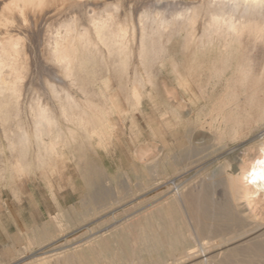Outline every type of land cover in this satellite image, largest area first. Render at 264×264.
I'll list each match as a JSON object with an SVG mask.
<instances>
[{
	"label": "rangeland",
	"instance_id": "374dc122",
	"mask_svg": "<svg viewBox=\"0 0 264 264\" xmlns=\"http://www.w3.org/2000/svg\"><path fill=\"white\" fill-rule=\"evenodd\" d=\"M182 45V43L173 42L169 44V47L171 49H180ZM185 56L187 55L181 51L171 52V54L169 53V55L162 59L164 63L162 66H159L161 65L159 63L158 65L155 63L148 67L149 71L144 67H138V70L133 67L135 71H133L134 69L129 70V76L131 77L127 75L129 77L128 80L131 78L130 82L127 80L131 85H128L127 78H124L127 77L125 76L126 74L122 73L124 74L122 75L120 73L119 76L124 77L120 78L121 76H118L119 78L114 79V76L116 78L118 73L113 75L112 72H109L110 69L100 68V73H88V91H91L89 89L92 88L94 89L92 91L100 92L103 81L106 82L109 79L112 81L114 79L113 81L115 82H111L113 85L108 84L110 85L109 93L116 95L118 98L115 99L114 97L112 99L113 103L112 101H108L106 104L108 107L104 105L106 100H102V102L104 101L103 105H101V101L99 103L92 100L91 105L94 108H102L104 106L101 109L104 116L93 118V122L98 123L99 127H95L97 130L95 129L96 132L94 134V131L90 133L92 135L89 134L91 131L83 133L77 127L74 128L73 123L68 122L65 118H61L62 116L59 115L60 112L58 113L59 107L58 103H56L57 101L50 97L51 95H44L46 99L44 102L46 103L47 101L49 107L51 105L55 106V108L51 106V109H58L54 112L52 110V119L54 115L55 117L58 116L53 121L56 123V126L59 123L55 130L58 129L56 130L58 133L62 131L60 133L63 135L57 145L55 156L45 158L47 160L45 164H41L38 158L39 153L43 152V148L39 147V142L35 140V135L34 137L30 136L33 133L30 130L32 128L29 129L32 126V124H29L32 118H30L27 109L30 104L29 101L32 96V91L34 90V93L38 90L40 92L43 90L42 88L39 89L40 83L38 85L27 84L25 86L26 89L25 87L23 88L26 90V98H30L28 100L25 99L23 91L24 106L20 104L22 101L21 97L18 107L21 106L20 108L22 109L23 107L26 108L22 111V115L20 116L22 118H17L16 123L19 124L20 122L25 130V127L29 126L26 131L30 132L29 137L32 140L28 137L29 132H27L26 136L29 139V143L28 147L24 146L26 151L24 148H22V151L18 147H12L14 151L10 148V142L15 135L17 137H14L13 142L19 140V133L16 134L14 132L15 135H12L14 133L7 131V134H11L8 136L5 134L6 130L2 131L0 129V168L3 170L2 174L0 169V174H2L0 175V264H64L62 258L69 252L71 260H73L70 264H138V262L139 264H160L162 262H165L164 264H173V260L180 256L184 250L191 248V250L193 249L192 251L199 253V246L200 249L203 246H218L212 250L214 251L212 255L218 253L228 254L233 250L241 248L244 251L245 245L247 244L242 245V243H247L256 238L257 233L255 234L254 231L256 226L263 224L261 226L263 228L258 235L264 232L263 192L259 193L258 196L254 195L252 198L246 199L238 195L236 189L232 187L230 180L231 175L240 172V164L235 160L236 156L240 160L243 158L242 160H247L248 162L256 158V156H259V143L264 141V127L257 129L237 141L223 140L217 143L218 140H215L217 133H214L212 131L213 129H210L209 121L215 116V113H212L215 111L212 110L225 97V94L231 92L230 89L227 90L228 92L225 91L228 89L227 87L231 88L233 84L230 83L233 78L232 69H225L223 71V73L225 72L224 74L213 71L215 75L210 70V62L214 57L207 55H199L197 57L187 56V59H190L188 61L184 58ZM136 61L133 60L134 64ZM190 62L196 69H194V73L190 72L189 68L192 66ZM110 71L115 70L111 69ZM136 71L137 74L134 77ZM103 72L107 74L105 75ZM209 72L211 73L209 74ZM108 73H112V76ZM189 73L191 74L189 75ZM136 77L138 79L140 78L141 80H139L143 83L136 84L140 87L137 88H139L138 90L142 94L139 104L134 102V99H131L133 92L131 89L136 87L134 83ZM133 78L134 80H132ZM119 79L121 81L118 82ZM59 80L57 82L59 83L58 87L62 84V80ZM124 81L126 82L124 83ZM119 83L122 85L121 87H119ZM227 83L231 85L229 84L230 86H228ZM116 84L118 85L117 87ZM66 85L63 81L62 86L65 87ZM206 85L208 86L206 87ZM27 86L30 88L35 87L30 89ZM67 86L69 89L67 91H71L70 93L77 100L84 97L83 92L79 88L78 90L77 87L71 88L72 86ZM196 86L200 91L196 89ZM225 86H227L226 89ZM27 88L29 91H27ZM27 93L28 95L30 94L29 97H27ZM124 93L127 94L124 95ZM222 93L224 95L223 98H221ZM122 95L123 97H120ZM126 95L128 98L125 97ZM212 96L216 97L214 98ZM51 98L56 101L54 102L56 104L52 103L53 100L52 102L50 101ZM121 98L127 99L126 101L124 99L122 101ZM217 99L219 100L215 105L214 101H217ZM111 103L113 106L110 105ZM212 105L215 106L212 107ZM209 110L214 114L213 117L209 113ZM118 111L121 115L117 114ZM106 112H110L109 115H105ZM207 113L208 115L206 116ZM202 116L205 117L206 122ZM96 118L102 119L97 120ZM10 121L5 120L6 123L8 122L7 124L4 123L5 126H9L11 124L9 123ZM203 126L204 128H202ZM67 127L72 130L77 129L78 135L74 134L76 132L71 135ZM104 127H107L106 130ZM58 133L57 135L61 137L60 133ZM68 134L69 137L67 136ZM57 135L56 133L55 135L52 134L54 137L44 135L43 139L48 143ZM74 135L79 137H75ZM7 137H11V141ZM249 151L251 154H248ZM18 161H21V166L16 168ZM60 165L63 167V172L61 171L62 167ZM204 180L208 185L209 183L211 184L209 187L206 185L202 190V187L205 186L202 185ZM177 185H180L184 191L186 188L184 192L186 198L191 197L193 199L197 196V199L195 197L196 201H193L194 203L197 201L203 203L201 197L203 198L204 196L206 201L210 200V203L213 201L211 205H207L209 202L203 199V211L198 213L201 219V213L204 216V210L206 212L211 210L207 212L209 215L205 212L206 218L203 217L201 219L202 223L205 219V224L214 225L212 231L208 232L209 234L207 232L202 234L199 232L200 234H197V229H193L195 226L192 227L195 224L197 226V221L193 220L195 221L193 222V218L189 219L190 217L186 216V206L180 205V208L176 206L173 211L168 208V202L173 196V192L175 193V186ZM189 186L191 188L188 190ZM190 190H193L192 195L189 193ZM205 191L208 199L206 198V194L201 195ZM187 194L191 196L188 195L187 197ZM191 198H188V201ZM213 203L214 205H212ZM159 205H164V214L167 217H171L182 224L184 238L186 239L184 243L179 245L178 249L171 250L166 255H163L162 262L156 259L157 257L150 256L146 251L136 250L139 247L143 249L147 246V244H143L142 241L138 240V237L143 232H146L147 228L142 230L143 232L140 229H132L123 233L122 235L128 238L126 242L119 241L116 243L109 241L102 243L103 240L109 239L115 227L123 226L125 222L130 224L137 221H144L145 217L156 212ZM208 206L211 209H208L210 208ZM213 206H216V208ZM212 209H215L214 212ZM227 209L232 212H228ZM225 211L226 213L222 214ZM215 213L216 217H214ZM93 215H95V218ZM183 216L187 218H183ZM212 217L213 219H211ZM219 222L221 224L224 223L223 227L220 224L217 226L218 228L219 226L222 227V232L221 229L218 230L215 224ZM192 229L195 233H193ZM240 230L241 232L245 230L244 232L247 233H241ZM191 232L192 235H190ZM224 232L227 233V236ZM218 234L220 235L218 236ZM232 235H236L235 238L230 237ZM191 236H194L195 239L191 240ZM220 236L224 237L222 238ZM236 237L238 238L236 239ZM231 238L232 240L230 241ZM199 239L200 241L203 239V242H197ZM98 240L102 242L97 244L96 241ZM226 240L229 242H226ZM88 248L91 250H88ZM73 253L74 255L76 254L75 258L77 259H74ZM176 253L177 256L175 255ZM122 254H124V258H121ZM244 255L245 253L242 256ZM59 257H61L60 261ZM244 257L241 258V263L238 262L235 264H244V262L245 264L264 263V257L262 256H250V258H247L248 260ZM201 259L196 258L195 260L194 258L181 264H197L198 261V264H200L202 262Z\"/></svg>",
	"mask_w": 264,
	"mask_h": 264
},
{
	"label": "bare ground",
	"instance_id": "6f19581e",
	"mask_svg": "<svg viewBox=\"0 0 264 264\" xmlns=\"http://www.w3.org/2000/svg\"><path fill=\"white\" fill-rule=\"evenodd\" d=\"M173 42L182 43L183 45L180 47V49H171L169 44ZM177 51H181L188 57H197L199 55L214 57L210 62V70L212 72L214 71L215 73H223V71L227 68L232 69V81L230 80L231 78L229 79L231 81L230 83H233L232 85L229 83L232 87L229 88L225 86V89L226 87L228 88L225 92H228L227 90L229 89L231 92L228 94L223 92L225 97L223 93L222 97L220 96L221 98L224 97L223 99L219 98L218 96V98L221 100L215 107L216 109L214 108V110H212L215 111L212 112L215 113L214 117V114H212L210 110V112L208 111L213 117L212 118L210 115L212 119H209V125L210 129H213L212 131L217 133V136L215 137V140H218L217 143L223 140L237 141L244 136L256 131L257 129L264 127V0H0V129H2V131L6 130L5 134H7V131L10 133L15 132L16 134H20L18 136L20 137L19 140L14 142L13 140L16 136L15 133L12 134L15 135L12 138V141L10 139L12 136L10 138L7 137L11 141L10 148L18 147L20 148V151H22L24 146L28 147L29 139L26 135L29 131L26 130L29 126L25 127V130L23 128L24 126L22 127L19 121V124H17L16 121L18 120L17 118H22L20 116L22 115L23 109L26 108L23 107V97L26 95V90L23 88L27 84L38 85L40 83V88H38H42L43 91L40 92L36 87L38 91L34 93V90L32 91L29 106L26 103L28 106V113L30 118H32V121L30 120L32 123H29L32 124V126H30L29 129L32 128L30 130H32L34 133H32V136V134L29 132L28 137L29 134L31 137H34L35 135V140H38L39 144L43 145L44 135L52 136V134L55 135L56 133L57 135L58 133V131L56 132L58 129L55 130V128L59 125V123L56 126V123L53 122L54 118H58V116L55 117L54 115V118L52 119L53 109L50 108L52 105L49 107V103L47 101L46 103L44 102V100H46L44 95H51L50 97L57 101H54L52 98L50 100L51 102L53 100L52 103H58V113L60 112L59 115L62 116L61 118H65V120L68 122L73 123L75 126L74 128L77 127V129L81 130L83 133L91 131L89 132L90 134L94 131V134L97 130L95 127L98 126V123H89L88 121L93 120L94 117L100 118L101 116H104L102 114L103 111H101L104 106L102 108H94L91 105L92 100L99 103H101L102 100H106V103L104 104L103 101L101 105H106L108 101H112L113 103L112 99L114 97L116 99L117 96L109 93V87L112 84L111 82H115L113 80L117 79L120 73H124L126 74L125 76H129V70L134 68H137L138 70V67H144L146 70H148V67L154 65L155 63L156 65L159 63L161 64L159 66H162L164 64L162 59L169 55V53L171 54V52ZM187 56L184 58L187 59ZM133 60H137L135 64ZM100 68L110 70L114 69L115 71L109 70V72H112L113 75L116 73L118 74L116 78L114 76L112 81L110 79V81L108 80L110 83L108 81H103L100 92L92 91L94 90L92 88L89 89L91 91H88L87 74L90 72L95 74L100 73ZM189 69L192 73H194L196 70L193 65ZM133 71H135V69ZM112 73H110L111 76ZM210 73L211 72H209V74ZM106 74L107 73H105V75ZM135 74H137V71L134 73V77ZM190 74L191 73H189V75ZM128 76H121L120 78H127V81L128 78L131 77ZM191 76L189 77L191 78ZM136 78L134 82L135 85H138L139 83L141 84V79L139 78V80ZM58 79L62 80L60 87H58ZM218 79L220 78L218 77ZM130 80L131 78L128 81L130 82ZM132 80H134V78ZM63 81L65 82V85L67 84L72 86L71 88H79L83 92L84 97L77 100V98H75L70 93L71 91H67L69 90L67 85V87L62 86ZM119 81H121V79H119L118 82ZM126 81H124V83ZM206 82L208 83V81ZM129 84L130 83H128V85ZM229 84L228 86H230ZM118 85L119 87L122 86L120 83ZM118 85L116 84V87ZM137 85L136 87H133L134 85L129 87H133V89H131L133 90L131 99H134V102L139 104L142 94L138 90L140 87ZM207 86L208 85H206V87ZM123 87H125V85H123ZM198 87L196 89L200 91V87ZM205 89L204 91H206ZM23 91L24 96H22ZM27 91H29L28 88ZM125 94L127 93H124V95ZM29 95L27 97H29ZM21 97L22 103L20 102V104L23 105V109L20 108L21 106L18 107V105H20L18 103ZM120 97H123V95ZM125 97H127V95ZM212 97L215 98L216 96ZM25 99H27L26 96ZM126 99L124 100L126 101ZM219 99L214 101L215 105ZM112 103L110 105H112ZM106 106L108 107V105ZM214 106L212 105V107ZM52 107L55 108V106ZM106 108L105 110H107ZM55 110H53V112ZM107 112L105 115H109L110 112ZM55 114L57 115L56 112ZM117 114H119V111ZM26 115L28 114L26 113ZM207 115L208 113L206 116ZM202 117L204 118L203 120H205V117ZM98 118L96 119H102ZM119 118L121 119V117ZM5 120H11L9 122L11 124H9V126L7 125L8 127L4 124L6 123ZM106 128L104 127L105 130ZM202 128H204V126ZM77 129H69V133L73 135V133L76 132L74 134L78 135ZM9 134L7 135L9 136ZM67 136L69 137V134ZM74 136L79 137L76 135ZM62 137L63 135H61V137L58 135L56 136L58 140H60ZM259 147V156L253 158L250 162L247 160H242L243 158L241 161L239 157L236 156L235 160L240 164V172L238 174H233L230 177L232 187L236 189L238 195L246 199L252 198L254 195L258 196L261 192L264 194V141L259 143ZM249 152L248 154H251V152ZM244 153L246 154V152ZM60 166L62 167V165ZM62 170L63 167L61 168V171ZM1 171L3 174L2 169ZM204 181L202 185L205 186L202 187V190L204 187H206V185H208L206 181L205 183ZM224 181L226 182V180ZM210 184L211 183H209V185ZM190 188L191 187L189 186L188 190ZM185 191L181 189L180 185L175 186V193L173 192V196L168 202V208L172 209L173 211L176 206L178 208H180V205H183L184 207L186 206V216L190 217L189 219L193 218L192 221H197V226L196 224L192 225V227L195 226L193 229H197V234L211 232L214 225L212 226L210 224H205V219L203 220V223L201 222L203 217L206 218V210H204V216H202L203 214L201 213V219L199 217L200 214H198L200 211H203V203L206 201V199L204 198L205 196L202 198L201 195H205L206 191L200 195L203 203L200 201L194 203L193 201H196L197 196H195L196 199L194 197L193 200L191 197H188L189 194H187V197L191 198L192 200L191 201L189 199L190 201H188V198H186L184 193ZM190 191L189 193L192 195L193 190L191 192ZM203 199L205 200L203 201ZM209 201L207 200L206 202ZM211 203L209 202L207 205H211ZM214 203L212 205H214ZM164 205H159L156 212L145 217L144 221H137L130 224L125 222L123 226L115 227V230L111 232L109 239H105L103 242L98 240L96 243H107L109 241H114L116 243L119 241L126 242L128 241V238L123 236V233L132 229H140L142 231L147 228V231H142V235L138 237V240L142 241L143 244H147V246L143 249L139 247L136 250L146 251L150 256L157 257L156 259L162 262L164 257L163 255H166L171 250L173 251L174 249H178L179 245L184 243L186 240L184 238L182 224L171 217H167L164 214ZM213 207L216 208V206ZM208 209H211V207ZM214 210L212 209L213 212ZM209 211L211 210H208L207 212ZM216 213L214 217H216ZM223 213H226V211L222 212V214ZM207 214L209 215V213ZM94 216L95 215H93V217ZM185 217L183 216V218ZM189 219L187 220L189 221ZM211 219H213V217ZM215 224L216 227L218 224H220V226L222 225L223 227L224 223L221 224L219 222ZM225 225H227V223H225ZM257 225L259 224L257 223ZM262 225L263 224L259 226L255 225L256 227L254 231L255 234L257 233V236H255L256 238L254 240L256 241L251 240L247 243H242V245L247 244L245 245L244 251L242 248L237 249L235 247L237 250H233L231 252L229 251L230 253L228 254L217 252L218 254L212 255V252H214L212 250L218 246H203L200 249V246L195 241V243L199 246V253L192 251L193 249L191 250V248L184 250V252L178 256L180 257L179 259H177L178 257H176L175 260L172 259L174 261L173 264H181L194 258L195 260L196 258H202V262L200 260V264H235L242 261L241 258L245 255L246 257L244 258L246 259L250 258V256L264 257V232L258 235L260 230L263 228L261 227ZM220 226L217 228L218 230L221 229L222 232V227ZM242 231L244 232L245 230ZM193 233H195L194 230ZM190 235H192V232ZM219 235L220 234H218V236ZM225 235L227 236V233ZM236 235H232L230 237L235 238ZM199 236L198 238H200ZM193 237L194 236H191L190 239H195L196 234L195 237ZM220 237L223 238L224 236ZM237 238L238 237H236V239ZM202 240L203 239L200 241L199 239L197 242L201 243L203 242ZM231 240L232 238L230 241ZM221 242L223 241L221 240ZM226 242L229 241L226 240ZM88 250L91 249L88 248ZM69 253L65 254L62 258L64 260V264H70V262L73 261L71 260ZM244 253L245 255L242 256ZM175 255L177 256V253ZM73 257L74 259H77L75 258L76 254ZM121 258H124V254L121 255ZM60 259L61 257H59V261ZM164 263L162 262L160 264ZM198 263L199 261L197 264Z\"/></svg>",
	"mask_w": 264,
	"mask_h": 264
},
{
	"label": "crops",
	"instance_id": "0c3cea01",
	"mask_svg": "<svg viewBox=\"0 0 264 264\" xmlns=\"http://www.w3.org/2000/svg\"><path fill=\"white\" fill-rule=\"evenodd\" d=\"M88 117V116H87ZM89 123L93 122V120H89ZM61 140V139H60ZM60 140H58L56 137L52 138L48 143L43 139L44 143L43 145L39 144V147L43 148V152L39 153V160L41 164H45L47 160L45 158H51L55 156L57 145L59 144ZM21 162V161H20ZM18 161L16 164V168L21 166V163Z\"/></svg>",
	"mask_w": 264,
	"mask_h": 264
}]
</instances>
